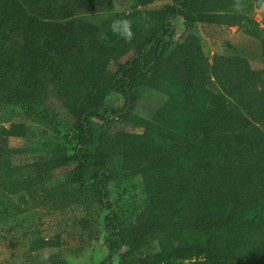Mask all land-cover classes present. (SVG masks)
Masks as SVG:
<instances>
[{"label": "trees", "instance_id": "obj_1", "mask_svg": "<svg viewBox=\"0 0 264 264\" xmlns=\"http://www.w3.org/2000/svg\"><path fill=\"white\" fill-rule=\"evenodd\" d=\"M35 1L41 7L52 0ZM133 1L131 43L118 37L114 45L121 51H114L111 44L87 46L81 40L84 54L65 50L62 71L44 64L42 56L52 50L45 33H33L27 19L0 25V107L19 106L52 131L34 161L17 162L24 148L0 150V189L24 191L41 204L68 198L73 229L95 244L104 228L109 258L120 255L122 264H151L149 255L136 254L157 241L170 243L183 258L196 251L198 260L191 264H264V30L246 26L243 41L227 42L235 55L215 57L211 64L196 33L240 26L239 0ZM213 79L222 92L211 102L200 89ZM169 81L186 105L180 144L171 133L133 130L140 125L134 111L142 93L163 92ZM189 115L199 119L193 130ZM176 120L160 124L171 131ZM164 170L188 186L187 200L148 205L131 220L115 213L114 183ZM55 247L48 240L35 242L42 251L36 264L43 256L46 264H67L51 251Z\"/></svg>", "mask_w": 264, "mask_h": 264}, {"label": "rangeland", "instance_id": "obj_2", "mask_svg": "<svg viewBox=\"0 0 264 264\" xmlns=\"http://www.w3.org/2000/svg\"><path fill=\"white\" fill-rule=\"evenodd\" d=\"M33 1L35 0H0V25L11 23L15 17H24L33 33L43 31L48 48L52 51L50 54L46 52L42 59L45 65L55 68V71L64 69L63 65L67 61L65 50L75 55L84 54L81 40L87 46L111 44L114 51H121L114 45L118 36L110 30L111 21L124 17L134 21L133 0H81L80 3H85L81 9L76 7V0H69L67 6H63L59 0H52L49 6L41 7L33 5ZM165 2L166 0H157L154 5ZM238 5L242 17L240 26L201 29L196 33L202 51L211 64L215 57L235 55L227 48V42L236 45L243 41L246 26H251L255 31L264 30V2L259 4L256 0H239ZM22 23L19 22L21 26ZM188 35L185 31L180 38L185 40ZM102 36L107 38L102 39ZM221 92L220 85L214 79L200 89L203 98L211 102ZM185 109V103L180 100L178 85L173 81L167 83L163 92L144 91L134 111L141 126L136 125L133 130L139 134L154 133L158 137H170L171 133L176 144H180L179 133L186 127ZM204 116L203 114L200 119ZM173 117H177V120L171 131L168 125L160 124L169 120L172 125ZM189 117L188 130H193L192 126L199 119H194L192 115ZM152 122H158L166 132L159 131ZM51 140L50 127L38 118L28 116L23 108L0 107V150L24 148L25 152L17 159L18 163L24 164L39 158L43 153L38 151V146ZM257 166L260 168V160H257ZM150 172H146L144 176L138 175L135 180H120L111 186L110 197L115 205L114 211L120 218L131 220L148 205L164 208L167 202L181 203L189 198L188 186L184 187L178 176L170 175L166 170L156 172L159 176ZM54 197L49 198L48 203L41 204L33 202L24 191L11 194L0 189V264H36L35 258L42 251L34 248L35 242L42 240L55 243L56 247L51 251L62 254V261L67 264L124 262L120 255L109 258L104 228L98 242L86 244L82 232L73 229L71 221L74 210L71 201L68 198ZM100 223L104 227V222ZM195 252L189 254L194 256L183 258V252L177 251L170 243L157 241L148 244L136 256L149 255L151 264H191L198 260Z\"/></svg>", "mask_w": 264, "mask_h": 264}, {"label": "clouds", "instance_id": "obj_3", "mask_svg": "<svg viewBox=\"0 0 264 264\" xmlns=\"http://www.w3.org/2000/svg\"><path fill=\"white\" fill-rule=\"evenodd\" d=\"M109 27L114 35H117L127 43H131L135 38L134 24L131 19L126 17L113 19ZM101 38L106 39L107 37L102 36ZM47 260V256L41 257V264H46Z\"/></svg>", "mask_w": 264, "mask_h": 264}]
</instances>
